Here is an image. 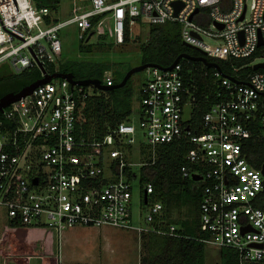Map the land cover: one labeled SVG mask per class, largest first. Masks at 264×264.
I'll use <instances>...</instances> for the list:
<instances>
[{"label":"built area","instance_id":"obj_1","mask_svg":"<svg viewBox=\"0 0 264 264\" xmlns=\"http://www.w3.org/2000/svg\"><path fill=\"white\" fill-rule=\"evenodd\" d=\"M15 1L17 8L0 0V66L19 74L36 68L40 80L60 74L69 28L86 45L97 38L94 44L122 46L136 27L175 23L183 43L208 57H254L248 66L264 64V0L249 6L248 0H74L66 19L33 0ZM204 36L217 45L208 46ZM258 71L247 82L216 71L222 98L195 126V99L181 65L149 68L137 124L131 115L102 139L83 132L82 107L94 87H72L64 79L37 87L0 113V212L8 227L52 231L58 240L69 229L105 226L180 238L173 225L151 228L163 211L151 200L152 184L140 196L146 227L134 226V182L141 185L134 168L148 163L133 157L148 149L155 160L159 148L186 143L182 179L202 186L198 241L230 251L235 264H264V210L256 206L264 196L263 167L252 168L244 153L248 141L264 134V69ZM113 84L112 73H105L102 85Z\"/></svg>","mask_w":264,"mask_h":264},{"label":"trees","instance_id":"obj_2","mask_svg":"<svg viewBox=\"0 0 264 264\" xmlns=\"http://www.w3.org/2000/svg\"><path fill=\"white\" fill-rule=\"evenodd\" d=\"M61 1L33 0L37 8H49L52 11L59 10ZM143 27H148L149 34L139 48L141 53L140 65H155L158 68L168 69L181 55L192 58L203 57L200 51L184 46L181 28L178 24L168 23ZM128 41H130L129 33L126 37V42L128 43ZM84 42L79 41V48L81 53L87 55L96 44L86 45ZM108 45L111 47L113 44ZM205 57L209 63L216 64L220 68L223 77L230 78L234 82H247L249 76L256 73L252 67L248 66L254 57L227 61ZM178 64L182 67L184 82L190 88L195 99L196 106L192 108L191 113L192 123L199 126L202 117L210 107L222 98L220 96L223 93L221 80L215 77L216 69L207 68L201 62L182 59ZM132 68L130 64L124 62H91L81 59L65 60L59 66L60 73L73 74L74 78L79 81L98 80L104 84L105 73H112L114 84L110 90H96L84 101L82 107L84 135L94 139H102L133 114L134 97L137 92L133 77L128 80L124 87L115 88ZM40 77V71L36 68L21 73L14 77L17 81L14 87L0 92V99L10 93H19L25 87L39 81ZM85 90L89 92V89L86 88ZM189 150L190 146L186 143L163 146L157 150L156 159L152 160L151 158L148 165L140 170L141 193L144 191L145 184H152L154 193L151 200L159 202L163 206L161 216L156 218L151 226L155 231H167L173 225L166 222L163 213L166 211V207H171L174 197L178 196L180 199L185 197L197 208L196 226L179 228L173 225L177 229V234L181 236L180 238L161 236L154 232L147 233L148 240L146 245H143V249L144 247L147 248L150 257L156 253H163L166 257L163 261L164 264H205L207 245L198 241L200 238L199 198L202 186L191 179L183 180L181 174V168L187 165L186 154ZM244 153L248 164L252 168L260 170L264 165V134L259 133L258 138L248 141L244 147ZM193 188H196L195 191ZM256 206L264 210V196L262 201L256 202ZM234 258L230 251L222 250L221 264H235ZM141 261L142 264H152L147 258H142Z\"/></svg>","mask_w":264,"mask_h":264},{"label":"rangeland","instance_id":"obj_3","mask_svg":"<svg viewBox=\"0 0 264 264\" xmlns=\"http://www.w3.org/2000/svg\"><path fill=\"white\" fill-rule=\"evenodd\" d=\"M83 0H79L81 3ZM74 0H62L58 17L66 19L71 11ZM78 2V1H77ZM250 0H248V6ZM148 27L133 29V37L122 46L101 45L97 43L86 55L81 53L76 29L69 28L63 32V50L65 60H86L91 62L106 61L110 63L124 62L132 67L140 65V45L148 38ZM93 38L90 44L96 43ZM208 46L217 42L203 37ZM259 62V60H257ZM20 75L7 65L0 66V92L14 87L17 81L14 77ZM146 76V71L133 76L136 93L132 119L138 122L139 88ZM143 150V149H142ZM156 156L158 152L155 153ZM141 157L135 150L133 161L136 164L148 163L152 151L145 149ZM136 174L140 167L134 168ZM142 195L139 180L134 182L133 224L135 227H146L145 211L141 206ZM163 215L166 222L177 227H194L197 222L196 205L185 197L176 196L171 207H166ZM148 234L136 230H123L113 227L73 228L66 230L59 241L54 232L42 229H10L4 215L0 212V264H142V258H147L152 264H164L165 255L156 253L149 256L147 248ZM145 238V239H143ZM205 264H221L222 250L214 245L205 249Z\"/></svg>","mask_w":264,"mask_h":264},{"label":"water","instance_id":"obj_4","mask_svg":"<svg viewBox=\"0 0 264 264\" xmlns=\"http://www.w3.org/2000/svg\"><path fill=\"white\" fill-rule=\"evenodd\" d=\"M14 3H15V6L17 8V4H16V1L13 0ZM18 10V9H17ZM220 29H222V27H220ZM184 46H186L187 48H192V49H195L197 50L196 48L190 46L189 44L187 43H183ZM199 51V50H198ZM202 54H203V57H200V58H192L190 56H187V55H181L174 63L173 65L168 68V69H162V70H172L176 67V65L179 63L180 60L182 59H185V60H190V61H193V62H201L204 64L205 67L207 68H214L216 69L217 71L221 72L220 68L216 65V64H213V63H209L208 60L206 59V53L200 51ZM149 68H158L156 67L155 65H139V66H136V67H133L132 69H130L127 74L125 75L124 79L122 80V82L120 84H118L115 88H122L126 85V83L128 82V80L130 78H132L134 75L138 74V73H141V72H144L146 71L147 69ZM260 69H264V64H258V65H255L253 67V70L254 71H258ZM53 79H64V80H67L72 87L74 86H80V87H94L96 90H99V91H109L110 88L102 85V83L98 80H84V81H79V80H76L74 78V75L73 74H57V75H53V76H46L44 79H41L35 83H33L32 85L30 86H27L25 87L24 89H22L19 93H10V94H7L5 96H3L1 99H0V113L3 112L4 109H6L10 104L30 95L37 87L41 86V85H45V84H48L49 82H51ZM262 174L264 176V165H263V169H262ZM196 181L199 180V178H196L195 179ZM144 202L145 204L147 203V196L145 195V199H144Z\"/></svg>","mask_w":264,"mask_h":264},{"label":"crops","instance_id":"obj_5","mask_svg":"<svg viewBox=\"0 0 264 264\" xmlns=\"http://www.w3.org/2000/svg\"><path fill=\"white\" fill-rule=\"evenodd\" d=\"M134 38V37H133ZM64 235V234H63ZM62 240V239H61ZM61 240H59V241H61ZM221 262H222V255H221Z\"/></svg>","mask_w":264,"mask_h":264}]
</instances>
